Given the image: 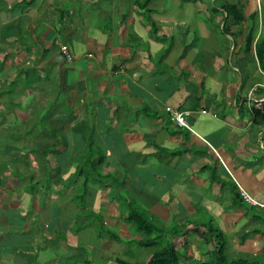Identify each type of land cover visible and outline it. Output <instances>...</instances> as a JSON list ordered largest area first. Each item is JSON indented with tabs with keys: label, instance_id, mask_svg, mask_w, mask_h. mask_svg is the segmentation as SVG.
<instances>
[{
	"label": "crops",
	"instance_id": "0c3cea01",
	"mask_svg": "<svg viewBox=\"0 0 264 264\" xmlns=\"http://www.w3.org/2000/svg\"><path fill=\"white\" fill-rule=\"evenodd\" d=\"M261 82L264 0H0V264L144 263L132 210L264 264Z\"/></svg>",
	"mask_w": 264,
	"mask_h": 264
},
{
	"label": "trees",
	"instance_id": "16d2710c",
	"mask_svg": "<svg viewBox=\"0 0 264 264\" xmlns=\"http://www.w3.org/2000/svg\"><path fill=\"white\" fill-rule=\"evenodd\" d=\"M127 217L128 221L143 236L138 244L141 247H158V249L144 263L120 262V264H179L182 255L189 250L190 240L193 237L208 248L206 254L209 256V260L200 261L199 264H260L244 259L229 260L222 234L213 229L210 224L176 225L174 229H171V238L163 242L164 236L169 230L158 227L149 220L148 216L136 210L128 212Z\"/></svg>",
	"mask_w": 264,
	"mask_h": 264
},
{
	"label": "built area",
	"instance_id": "2783aa9c",
	"mask_svg": "<svg viewBox=\"0 0 264 264\" xmlns=\"http://www.w3.org/2000/svg\"><path fill=\"white\" fill-rule=\"evenodd\" d=\"M61 53H63L64 55L67 56L68 60H72V56L71 54L68 53L67 51V48L66 47H61ZM261 86H264V82H261V83H258L256 85V87H254L253 90H256L258 87H261ZM174 119L175 121L181 125V126H186L187 125V122L185 120V117L182 115V114H179V113H174ZM241 195L243 196V198L249 202L250 204H253V205H257L258 203L253 200L247 192H245L243 189H241Z\"/></svg>",
	"mask_w": 264,
	"mask_h": 264
},
{
	"label": "rangeland",
	"instance_id": "374dc122",
	"mask_svg": "<svg viewBox=\"0 0 264 264\" xmlns=\"http://www.w3.org/2000/svg\"><path fill=\"white\" fill-rule=\"evenodd\" d=\"M33 124H36V120H35V122L33 121L32 122ZM29 146V145H28ZM30 156V155H29ZM31 158H34V155L31 153ZM21 157H24L23 155L21 156ZM22 159H20L19 160V162L21 161ZM33 163H34V161H33ZM35 164V163H34ZM15 173V172H14ZM158 227H160L159 226V224H156ZM262 231L264 232V225H263V227H262ZM262 234H264V233H262ZM152 237V236H151ZM153 237H155V234H153ZM125 250L126 251H133V252H135V251H137L136 252V256H137V254H139L140 252L139 251H143L144 253H150V251H154L155 249L154 248H145V247H141V246H137V245H131V246H125ZM148 251V252H147ZM156 251V250H155ZM154 251V252H155ZM153 254V253H152Z\"/></svg>",
	"mask_w": 264,
	"mask_h": 264
}]
</instances>
